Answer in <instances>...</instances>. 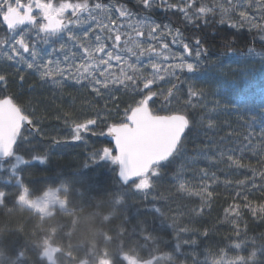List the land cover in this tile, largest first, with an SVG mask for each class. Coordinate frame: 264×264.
Wrapping results in <instances>:
<instances>
[{
    "label": "snow or ice",
    "instance_id": "1",
    "mask_svg": "<svg viewBox=\"0 0 264 264\" xmlns=\"http://www.w3.org/2000/svg\"><path fill=\"white\" fill-rule=\"evenodd\" d=\"M139 3L142 10L137 13L125 4L104 3L101 0H0V26L9 33L0 36V57L11 62L17 73L30 70L41 81L61 90L66 82L71 81L100 98L108 96L114 99L113 93L121 89L134 97L133 103L123 109V115L118 116L115 122L104 123V128L99 132L93 131L103 123L99 112L92 118L71 119L72 139L75 141L82 140L86 134L114 140L113 147H103L94 154V159L98 157L100 161H110L118 168L121 192L111 194L108 199L113 209L123 205L124 197L131 192L148 193L154 189L156 181L163 175L162 170L184 153L185 140L196 127L197 120L190 110L206 107L203 103L205 91L196 86L195 79L187 83L188 99L181 102L179 107L170 106L179 92L178 84L172 81L179 80L178 73L195 77L207 58L208 49L201 38H196L190 46L179 28L153 20L150 13L154 7L158 5L166 11H177L187 24L194 26L198 22L207 25L208 20L215 19L219 13V24H228L232 28L247 24L250 28L264 31V22H256L264 21V15L256 16L243 10L251 7L250 2L232 6V11L239 17L237 23H229L225 18L227 10L223 5L207 0H179L177 3L139 0ZM237 8L241 10L237 11ZM259 11L264 13V0H260ZM177 48L180 50L177 51ZM228 54L234 53L230 51ZM19 79L23 81L24 75L20 74ZM161 82L169 83L171 87L154 91L153 88H159ZM7 85V74L0 73V86L6 88ZM226 92L227 89H218L216 95ZM213 104L223 110L229 108L226 102L221 104L219 100L213 101ZM240 106L247 107L248 103L237 98L231 105L232 108ZM104 111H108L106 104ZM261 112L264 113V106ZM33 117L34 111H30L28 105L19 102L13 95L0 97V157L14 160L8 182H14L15 188V191L0 188V211H11L5 203L8 201L38 212L42 218H50L56 215V205L51 202H58L63 208L64 202L59 201L58 196L61 191H67V185L62 183L60 188L47 187L37 192L25 183L24 169L18 167L31 165L33 161L41 164L47 162L46 156L25 159L18 154L17 142L27 140L25 131L40 132L38 121H34ZM65 117V123H69L72 113L66 112ZM250 119L256 121L257 118L251 116ZM259 122V132L249 125L250 130L239 146L218 151L216 156L204 154L205 159H211L214 164L223 162L229 170L239 172L243 169L251 175H245L243 179L220 181L215 172L210 174L207 169H199L197 184H192L182 172H177L174 177L181 192L198 197L201 201L190 210L191 216H202L211 207L215 197L214 191L210 190L213 184L223 183L225 187L233 189V195L229 197L231 202L223 209L220 222L232 227L236 239L231 248L237 254L230 255L227 250L219 249L213 257L209 252L204 264H253L258 251L264 255V239H260L257 248L258 238L248 237L245 221L246 213L253 219L264 221V115ZM207 127H215L214 120L208 119ZM246 153L255 157V163L246 160ZM253 194H258L259 199H250ZM241 224L244 226L241 227ZM189 232L205 237L208 235L207 229L201 233L187 227L180 228L176 234L177 251L181 243H197L195 239L180 240L182 234ZM122 234V230H118V235ZM249 244L252 245L251 251L247 255L240 254ZM42 245V256L47 257L49 264H55L59 249L47 235ZM121 252L124 264H158L160 259H173L172 253L152 255L144 260L135 251L123 252L121 249ZM65 255L72 258L67 253ZM26 261L30 264L26 249L18 247L14 264H25ZM96 264H113V260L107 251H103L97 257Z\"/></svg>",
    "mask_w": 264,
    "mask_h": 264
},
{
    "label": "trees",
    "instance_id": "2",
    "mask_svg": "<svg viewBox=\"0 0 264 264\" xmlns=\"http://www.w3.org/2000/svg\"><path fill=\"white\" fill-rule=\"evenodd\" d=\"M101 2L125 4L137 13L142 10L139 0ZM177 2L179 0H169V3ZM150 16L160 22L169 21L174 28H179L190 46L196 38L202 39L208 49L207 58L195 77L178 73L179 80L172 83L178 84L179 92L170 106L179 107L181 102L188 99L187 83L195 79L196 86L205 91L203 103L206 107L190 110L197 120L196 127L185 140L184 153L162 170L163 175L156 181L154 189L148 193L131 192L124 197V204L116 209L108 199L111 194L121 192L118 168L110 161H100L98 157L94 159L99 149L112 147L113 144L109 137L91 134L84 135L82 140H73L71 119L92 118L99 112L103 123L100 128L93 129L99 132L104 128V123L115 122L118 116L123 115V109L133 103L132 94L121 89L113 93L114 99L108 96L100 98L75 84L65 85L61 90L48 82L41 85V82H36L23 72L0 67V73L8 76L7 87L0 86V97L13 95L19 102L28 105L30 111H34L33 119L38 121L37 127L40 129L39 133L25 131L27 140L17 142L18 154L25 159L37 155L47 157L45 164L33 161L31 165L18 166L24 169L25 183L37 192L47 187L61 186L62 183L67 185V191L60 192L66 200L67 210L56 209L54 217L42 218L25 206L5 201L11 211H0V264H14L18 247L26 249L30 264H49L47 257L42 256L45 235L59 249L55 264H81L82 261L96 264L97 257L103 251H107L113 264H124L121 249L123 252L135 251L144 260L152 255L173 254L171 261L163 258L158 264H199L202 256L206 257L209 252L214 256L219 249L227 250L230 255L237 254L231 248L236 239L232 227L220 222L223 209L231 202L229 197L233 195V189L225 187L223 183L213 184L210 190L214 191L215 197L211 207L202 216H191L190 210L201 201L198 197L181 192L174 177L177 172H182L192 184H197L199 169H207L210 174L215 172L220 181L243 179L245 175H251L243 169L239 172L229 170L223 162L214 164L211 159H205L204 154L216 156L218 151L239 146L250 130L249 125L259 132V121L264 115L261 112L264 106V57L252 61L245 55L250 49L264 52V39L258 36L257 29L219 24L221 17L218 15L215 19L210 18L207 25L198 22L194 26L187 24L181 13L166 11L157 5ZM7 34V30L0 26V36ZM230 51L234 54L229 55ZM224 62L233 63L226 68ZM20 74L24 75L23 81L19 79ZM166 85L167 88L171 87V84ZM218 89H227V92L216 95ZM153 90L160 91L157 87ZM237 98L247 102L248 106L232 108ZM215 100L221 101V104L226 102L229 108L223 110L215 106ZM105 104L108 111H104ZM213 108L215 111H212ZM66 112L72 113L69 123H65ZM251 116H255L256 121H252ZM208 119L214 120L215 127H207ZM245 158L255 163V157L250 153H246ZM13 163V158L0 161V188L9 191H15L14 182H8ZM249 198L258 200L259 196L253 194ZM154 209L160 211L155 212ZM245 221L248 237L258 238V248L260 239H264V221L253 219L247 213ZM184 227L201 233L207 229L208 235L182 234L181 241L195 239L197 243H181L177 251L176 234ZM118 230H122L123 234L118 235ZM251 248L249 244L240 254L247 255ZM187 256L194 260L183 261ZM253 264H264V255L259 251Z\"/></svg>",
    "mask_w": 264,
    "mask_h": 264
},
{
    "label": "rangeland",
    "instance_id": "3",
    "mask_svg": "<svg viewBox=\"0 0 264 264\" xmlns=\"http://www.w3.org/2000/svg\"><path fill=\"white\" fill-rule=\"evenodd\" d=\"M207 2H209V3H216V4H218V5H223V7L227 10L226 11V14H225V18L226 19H228L229 20V23H237L238 22V20H239V17L236 15V13L235 12H233L232 11V6L233 5H240V4H243V3H248V2H250L251 3V7L250 8H248V9H243V10H246V11H250V12H252V14L253 15H256V16H261V15H264V13H261L260 11H259V7H260V0H207ZM239 10H241V9H239V8H237V11H239ZM216 15H218V16H220V14L219 13H217ZM154 20V19H153ZM157 23H161V24H169L171 27H173L174 28V26L168 21V22H166V21H162V22H160V21H157V20H155ZM257 23H262V22H264V21H260V20H258V21H256ZM245 28H247L248 30H256L257 29V31L259 32V37L260 38H262V39H264V31H262V30H260L259 28H250L247 24H245ZM258 34V33H257ZM7 35H9V33L7 34ZM188 42V41H187ZM189 43V42H188ZM190 44V43H189ZM191 45V44H190ZM42 48L43 47H46V46H41ZM69 47H71V45H69ZM177 51H179L180 49H176ZM246 57H248V58H250L252 61H254V59H256V58H262V57H264V52L263 51H249L248 52V54H246L245 55ZM77 62H79V61H77ZM233 63V62H232ZM232 63H229V62H224L223 63V66L224 67H230V65H232ZM0 67L2 68H5V69H9V70H14L15 69V67H14V65L11 63V62H8V61H6L3 57H0ZM21 72H23L24 73V75L26 74L28 77H30L31 79L32 78H34L35 80H36V82H38V83H40L41 82V85L43 84V81H41L40 79H39V77L35 74V73H33L32 71H30V70H27V71H25V70H21ZM45 83V82H44ZM74 83L73 82H71V81H68V82H66V85L68 86V85H73ZM167 83H165V82H161V84H160V86H159V89L161 90V89H167V85H166ZM169 84V83H168ZM161 100H162V97L160 98ZM110 138V137H109ZM111 141V140H110ZM112 142V141H111ZM113 144V143H112ZM113 146H114V144H113ZM112 146V147H113ZM9 159H11V158H7V159H4V160H2V161H7V160H9ZM118 172V171H117ZM51 188H53V189H57V188H60V186H58V187H51ZM58 200L59 201H63L64 202V204H63V208L61 209L60 208V205H59V203L58 202H55V201H53V202H51V203H55V205H56V208H55V210L56 209H61V210H67V206H66V200H65V198L61 195V193H59V196H58ZM36 213H38V212H36ZM39 214V213H38ZM190 252H191V250H190ZM205 256H206V254H205ZM215 256V255H214ZM213 256V257H214ZM205 259H206V257H204V256H202V258H200V263L199 264H204V261H205ZM185 260H187V261H190V262H192L194 259H192L191 257H189V256H187V257H185L184 258V260L183 261H185Z\"/></svg>",
    "mask_w": 264,
    "mask_h": 264
},
{
    "label": "water",
    "instance_id": "4",
    "mask_svg": "<svg viewBox=\"0 0 264 264\" xmlns=\"http://www.w3.org/2000/svg\"><path fill=\"white\" fill-rule=\"evenodd\" d=\"M110 140L112 141V143L114 144V140L110 137ZM4 159H7V158H3V157H0V160H4Z\"/></svg>",
    "mask_w": 264,
    "mask_h": 264
},
{
    "label": "bare ground",
    "instance_id": "5",
    "mask_svg": "<svg viewBox=\"0 0 264 264\" xmlns=\"http://www.w3.org/2000/svg\"><path fill=\"white\" fill-rule=\"evenodd\" d=\"M0 161H2V160H0Z\"/></svg>",
    "mask_w": 264,
    "mask_h": 264
}]
</instances>
